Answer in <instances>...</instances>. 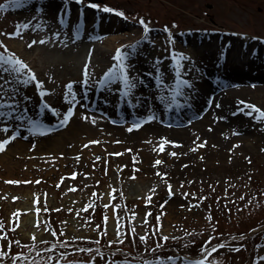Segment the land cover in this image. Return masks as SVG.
Segmentation results:
<instances>
[{
	"label": "rangeland",
	"instance_id": "374dc122",
	"mask_svg": "<svg viewBox=\"0 0 264 264\" xmlns=\"http://www.w3.org/2000/svg\"><path fill=\"white\" fill-rule=\"evenodd\" d=\"M84 2L41 0V5L30 2L24 14L0 11V40L9 41L8 50L24 59L43 88L51 90L41 96L31 82L16 99L28 116L52 129L33 133L27 121H15L21 135L0 151L3 250L27 253L34 248L31 257H39L37 264H49V256L61 264L90 259L94 264H144L154 257L175 256L180 264L185 255L197 257L203 246L216 264H264V121L255 119L254 111L247 115L252 110L240 103L264 109V39L253 38L264 37V0L97 1L125 17L87 11L81 7ZM140 17L150 23L149 40L142 39ZM22 23L30 27L20 29L19 36L8 35ZM165 26L173 33V44L167 43ZM117 32L118 38L108 37ZM33 40L37 43L29 47ZM137 41L139 54L130 60V74L140 78L134 90L140 104L118 93V82L111 88L98 83L115 62L116 49ZM172 48L190 58L182 63L185 78L193 82V87L185 86L184 97H177L179 110L158 99L155 79L154 61L162 57L165 82L174 80ZM90 51V82L83 85ZM220 60L224 67L219 69L214 65ZM69 81H76L75 104L64 98ZM225 90L233 91L227 100L221 95ZM68 107H74V116L60 126L57 121ZM149 109L157 119L129 132L130 123L145 118ZM84 114L96 123L83 119ZM228 116L239 124L229 123ZM58 133L62 139L56 141ZM5 135L0 132V139ZM161 138L178 143L161 150ZM72 172L77 175L72 177ZM117 231L123 235L117 237ZM33 234L35 244L30 242ZM210 244L222 246L211 252Z\"/></svg>",
	"mask_w": 264,
	"mask_h": 264
},
{
	"label": "snow or ice",
	"instance_id": "6c2138e0",
	"mask_svg": "<svg viewBox=\"0 0 264 264\" xmlns=\"http://www.w3.org/2000/svg\"><path fill=\"white\" fill-rule=\"evenodd\" d=\"M90 6L97 10H103L104 12H118L121 17H125V13L121 10H118L114 7H110L108 4L94 2V0H88ZM30 3V0H4L2 4H0V11H7L8 9H18L27 6ZM42 14L44 13V7H40L38 9ZM64 14H67L65 10H61ZM138 23L143 26V40L150 39V23L146 21L143 17L138 19ZM30 27L29 23H22L17 25V30L8 34L12 36H19L20 29H27ZM79 31V30H78ZM165 31L168 33L167 43L173 44L174 43V36L171 29L168 26H165ZM55 35L59 36L60 33L57 32ZM241 35H247L246 33H242ZM254 39H264V37H253ZM44 41H40L43 43ZM37 43V41L33 40L29 47L32 44ZM140 41H137L132 44L128 45H121L116 49L115 55L113 57L114 63L103 73V78L98 81L101 86L111 88V86L115 83H119L121 86L115 89L118 93L122 94L124 97H134V90L137 89L138 85L141 83L140 78L138 75L130 74V69L134 67L133 64L130 63L131 59H134L139 54V45ZM0 48H3V51H0V118H3V122H0V132H3L5 135L4 138L0 139V151L5 150L6 146L10 143V141L16 139L18 136L21 135V132L18 130L17 126H14L15 121L25 122L27 121V126H30V130L33 133H41L45 134L52 131L43 120L40 119H33L28 116V109L23 107L20 104V100H17L16 97L21 95V89L31 82H35V86L40 90L41 96L50 92L51 90L47 88H43V82L38 80L34 70L28 65V63L16 55L13 51L8 50V46L5 44L4 40H0ZM94 50V49H93ZM170 57L172 62V68L175 72L174 80L171 84L165 82V78L162 75V69L160 68V64L162 61V57L155 58L154 67H155V79L158 82L157 88L160 90V94L158 99L163 101L164 104L168 109L175 108L179 110L181 107V100L177 97H184L185 96V86L188 88L193 87V82L190 79L185 78V70L184 64L182 63L185 59H190L186 57L183 52H178L174 48L170 50ZM91 63V51L89 53V59L84 65L83 76L84 79L81 81L83 85L89 84V66ZM154 73L150 72L148 75H153ZM51 78V77H50ZM217 81H219V77H217ZM76 84V81H69L66 87V92L64 94L65 99H71L73 104L76 102V96L73 90V85ZM255 85H253L254 87ZM27 99V97H24ZM136 104L141 103V99L135 98ZM213 99L210 98L208 103L211 104ZM127 103L131 104L132 100H128ZM186 103V101H185ZM241 104L246 105L247 109L252 111H248L247 115L253 116V111L257 114L254 118L260 121H264V109H261L254 103L240 101ZM48 108L51 109L52 113H58V109L52 107L51 105H46ZM219 107V105H216ZM239 111H244L243 108L239 109ZM74 116V107H68L66 111L62 113L61 119L57 121L60 126H66L70 119ZM83 119L91 120L93 124L96 123L95 117H89L87 114L83 115ZM157 119L156 115L149 109V114L143 118L138 119L137 121H133L130 123L128 127V131L131 132L133 129H138L142 126V123L147 120L151 121ZM191 123V120H189ZM211 127V126H210ZM11 129V132H10ZM234 134H239L238 131L234 130ZM119 143V141H116ZM89 144L92 143H100V141L90 140L88 141ZM178 143L176 141H170L167 138H161V143L158 147L163 150L165 144H173ZM87 146V145H85ZM35 148V145L32 146ZM127 151H131V149H127ZM116 155H120V153H116ZM172 155H177V153L173 152ZM54 158V157H53ZM97 160H100L101 157L97 156ZM135 159V157H134ZM156 164L162 163L161 160H156ZM72 177L77 175L76 172L70 173ZM87 175V173H85ZM163 175H167L164 173ZM63 179V178H61ZM11 183H20V181H10ZM97 183H99L97 181ZM169 191L171 192V185H169ZM150 202V201H149ZM108 207V205H104ZM115 207L119 208V205ZM163 207V205H161ZM36 212H40V208L37 207ZM19 211V210H18ZM135 213H133V218ZM105 221H107V217H104ZM119 219V217H117ZM159 219V217H158ZM4 227L3 224H0V229ZM99 227V226H97ZM132 233H135V228L131 229ZM106 234V233H105ZM4 237L7 236V233L2 234ZM117 237L123 235L122 232L117 231ZM242 235V234H241ZM141 239L146 240L147 236H142ZM164 240H167L168 237L164 236ZM213 238L209 236V240ZM32 244L36 242L35 234L32 235L31 241ZM113 241H109L111 244ZM119 242V241H118ZM13 242H9L7 248L10 250ZM15 244L19 245L21 242L19 240L14 242ZM222 245L216 244L215 246L209 245L211 252H215L218 247ZM4 245H0V264H5V261L10 259L11 264H37V259H32L31 252L34 251L30 249L27 253L23 251L17 252H10L5 251ZM27 247V245H25ZM56 247L55 244L51 245V248L54 249ZM156 247H161V245H156ZM51 249H49V252ZM87 251L91 252V249ZM209 249H204L202 246L201 253L198 254L197 257H190L185 255L183 259L180 261V264H216L215 261L209 259L210 256ZM48 255V253H46ZM63 253L61 256L63 257ZM264 259V258H262ZM154 261H158L159 264H168V262H172L175 264L177 261V257L175 256H167V257H154ZM154 261H144V264H154ZM49 264H61L60 260H56L55 262L51 261V257L49 256ZM66 264H77V262L67 261ZM79 264H94V260H89L87 262H79ZM113 264H115V260H113Z\"/></svg>",
	"mask_w": 264,
	"mask_h": 264
},
{
	"label": "bare ground",
	"instance_id": "6f19581e",
	"mask_svg": "<svg viewBox=\"0 0 264 264\" xmlns=\"http://www.w3.org/2000/svg\"><path fill=\"white\" fill-rule=\"evenodd\" d=\"M27 7H29V6H25V7H23V8H18V9H14V11L16 12V13H19V14H24V13H26L27 11L26 10H28L27 9ZM93 14V13H92ZM70 26V28H72L73 27V25H72V23L69 25ZM120 36V32H117V34H112V35H110V36H108V37H110V38H113V39H116V38H118ZM61 37H65V35H63V36H61ZM108 41V40H107ZM6 42V44L9 46H11V43L9 42V41H5ZM216 52L215 50H212V52ZM42 52V51H41ZM45 53L46 54H48V52L47 51H45ZM47 57H48V55H47ZM214 66H217L219 69L220 68H223L224 67V60H223V62H221V60L218 62V63H216ZM236 66V65H235ZM235 66H233L234 68H235ZM232 67V66H231ZM140 85H141V83H140ZM238 89H236V90H246V91H248V90H250V89H253L252 87H237ZM231 90H225V91H222V97L224 96L225 97V99L227 100L228 98H230L231 96L230 95H232V94H230V93H232L233 91H231ZM212 106V105H211ZM210 106V108L212 109L213 107H211ZM227 107V106H226ZM210 109V110H211ZM212 110H214V109H212ZM227 119H229V120H227L229 123H231L232 124V122L233 121H235V123H234V125H236L237 126V124H239V121L238 120H236V119H232V118H229V116L227 117ZM232 119V120H231ZM231 120V121H230ZM226 123H225V121L224 122H222V126H224ZM61 133V132H60ZM60 133H58L57 135L58 136H56L55 137V140L56 141H59L60 139H62V137L60 136ZM246 137L244 136V139H245Z\"/></svg>",
	"mask_w": 264,
	"mask_h": 264
}]
</instances>
